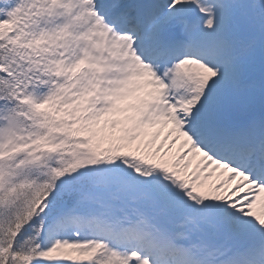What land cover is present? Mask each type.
Segmentation results:
<instances>
[{"label":"snow or ice","instance_id":"snow-or-ice-1","mask_svg":"<svg viewBox=\"0 0 264 264\" xmlns=\"http://www.w3.org/2000/svg\"><path fill=\"white\" fill-rule=\"evenodd\" d=\"M0 264H264V0H0Z\"/></svg>","mask_w":264,"mask_h":264}]
</instances>
